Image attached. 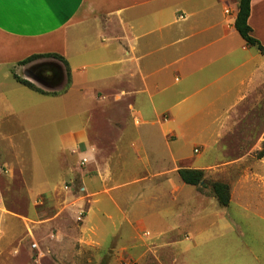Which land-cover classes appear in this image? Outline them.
<instances>
[{
  "label": "crops",
  "instance_id": "0c3cea01",
  "mask_svg": "<svg viewBox=\"0 0 264 264\" xmlns=\"http://www.w3.org/2000/svg\"><path fill=\"white\" fill-rule=\"evenodd\" d=\"M238 8L239 0H0V72L14 77L28 56L58 53L71 69L65 93L75 88L88 107L85 118L68 117L79 124L57 135L49 162L30 163L2 131L21 110L16 90L0 79V154L29 167L32 183L42 180L36 197L56 204L44 224L57 229L59 246L77 234L80 251L101 248L98 233L113 217L105 200L131 216L118 190L137 183L133 210L165 201L150 222L189 233L174 244L190 239L192 226L203 231L207 220L216 228L223 215L217 198L188 189L179 169L241 165L244 155L227 153L248 151V135L250 150L263 146L264 56L236 29ZM263 16L264 0H251L249 24L264 44ZM66 178L83 192L60 199ZM80 210L85 216L76 224ZM126 220L146 223L136 212Z\"/></svg>",
  "mask_w": 264,
  "mask_h": 264
},
{
  "label": "rangeland",
  "instance_id": "374dc122",
  "mask_svg": "<svg viewBox=\"0 0 264 264\" xmlns=\"http://www.w3.org/2000/svg\"><path fill=\"white\" fill-rule=\"evenodd\" d=\"M26 66L14 72L28 77L43 89L61 90L67 84L66 67L57 60L39 58ZM5 73L0 72V79L9 83L8 91L16 90L13 92L16 107L21 111L19 115L4 120L2 131L17 144L20 153L24 152L30 163L35 159L47 163L57 148V135L79 124L68 117L78 113L85 118L87 104L81 95L77 97L75 88L68 94L65 89L63 96L51 98L21 86L12 75L6 78ZM99 123L102 124L101 120ZM101 126L108 129L104 123ZM253 138L254 135L246 138L248 151L227 153V158L244 155L241 165L201 169L204 180L193 185L194 189L206 194L210 200L214 195L213 182H225L230 186L231 201L228 206H222L223 215L217 218L216 228L209 226L208 220L202 223L201 232H194L192 226V237L178 245L173 241L189 238V233L162 232L161 227L153 225L149 219L153 210L165 211V201H157L153 209L150 206L132 209L133 201L129 199L141 186L137 183L131 186V192L126 187L118 190L121 195L124 193L121 202L131 216L123 215L105 200L113 217H105L104 232L98 233V237L102 235L99 237L101 248L80 251L77 234L69 236V240L59 246L57 229H45L44 224L45 219L56 213V204L50 200L40 203L41 198L36 197L42 180L36 179L32 183L29 167H24L15 158L8 157L9 163H6L0 154V264H264V143L261 150H250ZM61 186L60 199L83 192L82 186L70 178L64 179ZM193 186L187 185L188 189ZM135 212L146 217L144 226H133L126 220ZM74 220L76 224H82L76 215ZM228 225L231 227L226 228ZM195 239L199 241L196 246ZM33 243H37V247H32Z\"/></svg>",
  "mask_w": 264,
  "mask_h": 264
},
{
  "label": "trees",
  "instance_id": "16d2710c",
  "mask_svg": "<svg viewBox=\"0 0 264 264\" xmlns=\"http://www.w3.org/2000/svg\"><path fill=\"white\" fill-rule=\"evenodd\" d=\"M251 12V0H239V8L238 14L235 21V27L238 30L239 34L243 37L246 43L250 46L256 47L260 53L264 56V44L252 34V27L249 24V17ZM39 58H55L61 61L66 67V75H67V84L65 87L60 91H48L39 86H37L34 82L29 79H26L20 76L17 73H14V78L21 83L22 85L39 92L41 94H59L65 89L68 88L71 82V69L69 62L67 59L58 54V53H44V54H33L28 56L27 58L19 61V65H26L32 61H35ZM179 174L182 180L190 185H199L204 180V171L201 169H192V168H181L179 169ZM212 190L214 196L217 198L219 204L223 207L229 205L231 201V192L230 186L221 181L213 182Z\"/></svg>",
  "mask_w": 264,
  "mask_h": 264
},
{
  "label": "built area",
  "instance_id": "2783aa9c",
  "mask_svg": "<svg viewBox=\"0 0 264 264\" xmlns=\"http://www.w3.org/2000/svg\"><path fill=\"white\" fill-rule=\"evenodd\" d=\"M227 12H229V10H227ZM181 17H182V16H181ZM87 161H88V159H87L86 157H84V158L82 159V163H86ZM84 216H85L84 211H83V210H80V211L78 212V215H77V220H78V221H83ZM32 247H37V243H33V244H32Z\"/></svg>",
  "mask_w": 264,
  "mask_h": 264
}]
</instances>
